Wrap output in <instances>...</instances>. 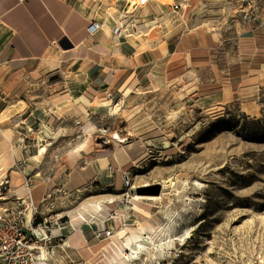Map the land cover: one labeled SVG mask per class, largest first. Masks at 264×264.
<instances>
[{"label":"rangeland","instance_id":"obj_1","mask_svg":"<svg viewBox=\"0 0 264 264\" xmlns=\"http://www.w3.org/2000/svg\"><path fill=\"white\" fill-rule=\"evenodd\" d=\"M119 4L122 9L126 2ZM119 16L129 22L123 26L126 35L148 32L153 38L177 22L185 29L212 30L221 41L219 68L108 98L113 105L122 101L115 112L101 105L106 100L97 101L95 113L84 120L74 116L64 123L41 115L35 123V114L31 141L63 147L43 153L50 165L57 160L65 164L67 158L66 167L78 170L98 153L108 156L107 165L109 158L115 162V153L132 157L119 165L112 185L92 181L72 190L54 187L39 204L52 222L72 221L75 241L82 242L80 231H91L96 243L107 246L96 250L89 244L91 257L86 260L58 246L64 245L60 233H66L54 228L47 262L264 264V56L258 53H264V0H157ZM255 49L254 58L262 64L256 66L259 61L253 59L248 67ZM86 124L88 132L82 130ZM63 125L68 129L62 130ZM39 128L45 131L37 134ZM114 132L125 140L113 142ZM104 171L112 174L110 167ZM127 174L129 187L124 183ZM11 196L0 201L10 202L15 199ZM95 206L104 212L100 227L95 226L97 216L87 211ZM109 219L118 220L117 227L107 228ZM108 229L112 237H97V231ZM134 233L151 235L147 251L137 258L125 255L126 238ZM169 235L178 239L167 242Z\"/></svg>","mask_w":264,"mask_h":264},{"label":"crops","instance_id":"obj_2","mask_svg":"<svg viewBox=\"0 0 264 264\" xmlns=\"http://www.w3.org/2000/svg\"><path fill=\"white\" fill-rule=\"evenodd\" d=\"M119 1L0 0V117L7 114L0 119V172L4 171L2 176L6 172L10 176L9 195L29 196L27 177L32 180L31 197L37 204L54 187L66 186L72 190L92 181L112 185L116 180L115 171L121 169L119 165L132 160L128 154L117 156L115 153V162L109 158L108 166V156L98 153L91 155L87 165L78 170L66 167L67 158L65 164L57 160L50 165L40 153L42 146L47 145L51 152L63 147L56 142L31 141L29 132L33 131L31 120L35 114L38 115L35 123L41 115L64 123L74 116L84 120L86 115L95 113L92 107L97 101L120 97L127 89H130L129 95L143 85L160 84L187 74L194 77L208 68H219L217 49L221 41L212 30L185 29L177 22L153 38L148 37V32L143 35L130 31L122 37L113 34L114 22L109 13L119 16ZM98 17L104 18V27L91 35L88 26ZM65 38L68 48L61 45ZM254 41L261 42L257 37ZM256 52L255 49L248 67L254 63L253 59L259 61L254 58ZM258 53L264 56L262 50ZM53 57H57L54 67L51 66ZM261 62L254 64L260 66ZM20 100L26 103L22 111L16 110ZM60 128L68 129L65 125ZM85 128H89L87 124L82 130L88 132ZM43 131L39 128L37 134ZM116 163L118 166L114 167L112 164ZM107 167L112 174L104 171ZM87 211L97 216L95 226H102L101 208L95 206ZM65 221L68 223L63 224L62 231L67 235L65 242L70 245L62 246L72 249L73 254L77 252L88 260L90 245L96 250L107 247L96 243L90 236L91 231H80L82 242L75 241L73 236L77 230L72 228L71 220ZM118 222L109 219L106 227H117Z\"/></svg>","mask_w":264,"mask_h":264},{"label":"built area","instance_id":"obj_3","mask_svg":"<svg viewBox=\"0 0 264 264\" xmlns=\"http://www.w3.org/2000/svg\"><path fill=\"white\" fill-rule=\"evenodd\" d=\"M109 15L114 22L113 34L119 37L125 36L123 25L117 22L111 13ZM104 24L102 17L93 19L88 26L89 33L95 34L104 27ZM131 181L130 175L127 174L124 180L126 187L131 186ZM26 185L30 191L29 196L19 197L13 194L15 199L12 201L8 203L0 201V264H49L46 248L53 246L50 245L56 237L52 234L53 229L62 232L65 228L57 220L52 222L48 215L39 211V204L31 197L33 183L30 177H27ZM10 191V177L6 172L0 181L1 199L10 198ZM96 235L112 237L113 231L111 229L97 231ZM60 237L62 243L69 247L70 244L65 242L67 235L60 233ZM57 245L62 246V244ZM43 249L46 257L43 255Z\"/></svg>","mask_w":264,"mask_h":264},{"label":"bare ground","instance_id":"obj_4","mask_svg":"<svg viewBox=\"0 0 264 264\" xmlns=\"http://www.w3.org/2000/svg\"><path fill=\"white\" fill-rule=\"evenodd\" d=\"M149 1H152V0H147V1L146 0H125L126 5L124 7H122V9H120L119 12L122 13L124 16H127V15L129 16V15L135 13L136 10H138L141 6H146ZM114 18H115V20L117 22L121 23L123 26H125V22L127 24H129L128 21L122 20L120 18V16H114ZM62 51H63V49L60 47L58 52L61 53ZM56 65H57V57H53L51 66L54 67ZM129 92H130V89H127L125 94H128ZM121 102L122 101L120 100L116 105L115 104L113 105L111 100H107L105 102H102L101 105L104 106V107L108 106V107H110L109 109L111 111L115 112L116 111V107L119 106L121 104ZM18 104H19V106L16 107V110H18V111H22L26 107V103L23 100H20L18 102ZM6 117H7V114L4 113L0 117V119L3 120ZM112 138H113V142H116V143L120 142V141L122 142V141L125 140V138L123 139V136L119 132H114V134H112ZM48 144H50V143H48ZM48 149H49V147L47 145L42 146V148L40 150V153L41 154L46 153L48 151ZM145 156L146 155H143L142 158L145 157ZM165 182H170V180L167 179ZM135 197L136 198H144V196H141L139 194H136ZM149 198L150 199H155L157 197L149 196ZM49 211H51V209H49ZM164 230H165V228L162 227L161 231H164ZM124 231H125V229L121 230V232H124ZM114 237H115V235H114ZM168 237H169V239L167 240V242L173 241L174 239H178V237L173 238L171 235H169ZM147 238H151V235L150 234L143 235V234L134 233V234H131L130 236H127V238H126V244H127L126 245V249H127V252L131 251L132 254L136 253V255H132L129 252H128V254L126 252L125 255H127V256L131 255V256L137 258L139 252L144 251V250L147 251V249H148L147 243H146V239ZM43 255H44V257H46L45 256L46 255L45 249H43Z\"/></svg>","mask_w":264,"mask_h":264},{"label":"water","instance_id":"obj_5","mask_svg":"<svg viewBox=\"0 0 264 264\" xmlns=\"http://www.w3.org/2000/svg\"><path fill=\"white\" fill-rule=\"evenodd\" d=\"M66 41H68L67 38H65L64 40H62L61 45H62L63 47H65V48H68L69 46L66 45ZM157 193H158V192H157Z\"/></svg>","mask_w":264,"mask_h":264}]
</instances>
